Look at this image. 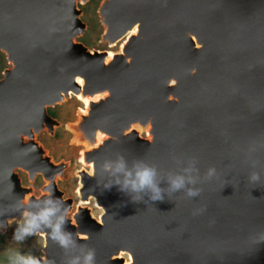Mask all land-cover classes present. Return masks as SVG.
Instances as JSON below:
<instances>
[{"label": "water", "instance_id": "1", "mask_svg": "<svg viewBox=\"0 0 264 264\" xmlns=\"http://www.w3.org/2000/svg\"><path fill=\"white\" fill-rule=\"evenodd\" d=\"M88 1L0 0V231L51 199L52 223L67 208L61 229L76 242L63 250L42 225L41 264L88 249L95 264H264V0H101L100 41L122 40L116 51L77 40ZM71 96L86 101L65 124L86 167L75 205L57 183L69 162L37 139L60 126L48 108ZM121 161L153 166L163 200L105 189L123 180ZM177 176L185 187L171 191Z\"/></svg>", "mask_w": 264, "mask_h": 264}, {"label": "rangeland", "instance_id": "2", "mask_svg": "<svg viewBox=\"0 0 264 264\" xmlns=\"http://www.w3.org/2000/svg\"><path fill=\"white\" fill-rule=\"evenodd\" d=\"M100 2L101 0H89L82 5H78L82 10L80 19L85 23V29L77 40L89 48L101 51H116L122 40L118 41L113 47H107L105 42L100 41V35L103 30L97 14V8ZM5 67H9L8 63L5 59V55L0 53V77ZM83 106L84 104L82 101L75 96H71L65 102L55 105L54 107H49L48 109L55 114L54 117L60 122V126L54 130L52 136L42 131L37 137L38 141L47 149L48 154L52 156L53 161L69 162L68 166L63 170L62 180H58L57 183L58 188L64 192V197L73 198L74 205L78 200L76 194L78 178L75 172L81 167L84 169H86V167L79 163L80 150L83 149V146L72 142V134L65 128V124L74 122L77 111L84 109ZM22 172L21 178L23 180V185H30L27 181L25 172ZM31 185L34 188V194L38 195L43 181L40 177H37ZM89 203L87 205L91 208L93 216L98 217L101 210L96 208L92 202ZM23 222L24 220L20 223L11 222L4 232L0 231V264H8L6 256H14L17 250L25 255L30 254L36 257L41 255L43 239L40 235L30 236L22 243H16L12 240L13 231L18 225L23 224Z\"/></svg>", "mask_w": 264, "mask_h": 264}, {"label": "clouds", "instance_id": "3", "mask_svg": "<svg viewBox=\"0 0 264 264\" xmlns=\"http://www.w3.org/2000/svg\"><path fill=\"white\" fill-rule=\"evenodd\" d=\"M111 167L109 164L103 165L104 170ZM114 173H123V180L117 178L104 185L105 189H110L114 185L119 186L120 191H131L133 193H139L144 190H149L151 192L150 200L152 201H162L161 189L155 184V168L143 163L136 166L135 172H130L125 170V165L121 161L115 165L112 169ZM215 169L210 168L206 174L207 178H211L214 175ZM259 174L253 172L249 180L257 181L259 180ZM191 183L192 181L189 180ZM185 187V178L183 176H177L170 181V190L178 191ZM199 194V189H187L185 195L188 197H194ZM50 195V192H49ZM139 196H133V202L140 201ZM23 203H28V200H23ZM52 200L46 199L44 201L45 207H43L39 212L32 213L25 211L23 212L24 222L18 225L13 231L12 240L16 243H22L25 239L30 236L38 234V229L41 226L50 227L51 231L47 233L48 237L56 243L61 249L67 250L70 246L74 245L76 241L72 239V234L63 232L61 226L64 223L65 217L70 219L68 209L64 210V215L57 217L56 222L52 223V217L56 215L57 209L52 206ZM264 239V236L261 237ZM7 251V250H6ZM8 264H41V259L30 255L21 254L18 250L15 252L14 256H6ZM66 264H95V252L93 249H88L83 257L74 256L66 261Z\"/></svg>", "mask_w": 264, "mask_h": 264}, {"label": "flooded vegetation", "instance_id": "4", "mask_svg": "<svg viewBox=\"0 0 264 264\" xmlns=\"http://www.w3.org/2000/svg\"><path fill=\"white\" fill-rule=\"evenodd\" d=\"M6 68V67H5ZM4 68V69H5ZM47 112H48V114L51 116V117H53V118H55L54 116H55V114L54 113H52L51 111H50V109H48L47 110ZM17 176L19 177V179H21V184L23 185V180H22V178H21V176H22V174H23V172L22 171H19V170H17ZM37 178V177H36ZM35 178V179H36Z\"/></svg>", "mask_w": 264, "mask_h": 264}, {"label": "bare ground", "instance_id": "5", "mask_svg": "<svg viewBox=\"0 0 264 264\" xmlns=\"http://www.w3.org/2000/svg\"><path fill=\"white\" fill-rule=\"evenodd\" d=\"M112 45V44H111ZM82 101V103L84 104V106H85V104H86V101H84V100H81ZM84 106H83V108H84ZM81 112H84V109H82L81 110ZM25 172V171H24ZM126 263V262H125Z\"/></svg>", "mask_w": 264, "mask_h": 264}]
</instances>
